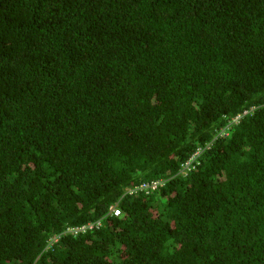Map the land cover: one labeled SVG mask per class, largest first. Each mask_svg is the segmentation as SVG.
Segmentation results:
<instances>
[{
    "label": "trees",
    "instance_id": "16d2710c",
    "mask_svg": "<svg viewBox=\"0 0 264 264\" xmlns=\"http://www.w3.org/2000/svg\"><path fill=\"white\" fill-rule=\"evenodd\" d=\"M0 264H264V0H0Z\"/></svg>",
    "mask_w": 264,
    "mask_h": 264
},
{
    "label": "built area",
    "instance_id": "2783aa9c",
    "mask_svg": "<svg viewBox=\"0 0 264 264\" xmlns=\"http://www.w3.org/2000/svg\"><path fill=\"white\" fill-rule=\"evenodd\" d=\"M196 154H198V153L196 152L192 158H189L185 162L182 163V165H181V171L182 172L186 173V171H190L195 167L193 160H194ZM162 184H163L162 180H152L149 182L145 181V182H142V183L134 186L133 188H131L130 192L135 193L136 191H146V192L154 191V190L158 189ZM110 212L116 216L120 213L119 209L115 205L110 207ZM98 225H99V222H87L85 225L79 227L78 229H74V230L69 229V231H72V232L82 231L83 232V231H86L88 229L89 230L93 229V228L97 227Z\"/></svg>",
    "mask_w": 264,
    "mask_h": 264
},
{
    "label": "clouds",
    "instance_id": "9594fccd",
    "mask_svg": "<svg viewBox=\"0 0 264 264\" xmlns=\"http://www.w3.org/2000/svg\"><path fill=\"white\" fill-rule=\"evenodd\" d=\"M184 162H185V161H184ZM196 164H197V163H196ZM196 164H194L195 167H196ZM195 167H194V168H195ZM194 168H193L192 170H190V171H193ZM109 213L112 214V213L110 212V209H109ZM119 214H120V213H119ZM119 214H118V215H119ZM112 215H113V214H112ZM118 215H117V216H118ZM113 216H116V215H113ZM93 222H99V225H98L97 227H95V228H98V227L101 226V221H93ZM69 229H72V228H67L68 231H69ZM93 229H94V228H93ZM88 230H89V229H88ZM88 230H86V231H88ZM90 230H92V229H90ZM86 231H83V232H86Z\"/></svg>",
    "mask_w": 264,
    "mask_h": 264
}]
</instances>
